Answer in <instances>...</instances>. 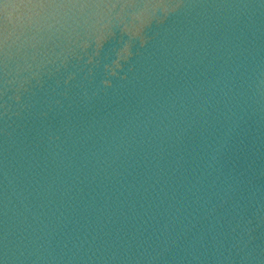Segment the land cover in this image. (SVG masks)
Masks as SVG:
<instances>
[{"label": "water", "instance_id": "water-1", "mask_svg": "<svg viewBox=\"0 0 264 264\" xmlns=\"http://www.w3.org/2000/svg\"><path fill=\"white\" fill-rule=\"evenodd\" d=\"M0 264H264V0H0Z\"/></svg>", "mask_w": 264, "mask_h": 264}]
</instances>
